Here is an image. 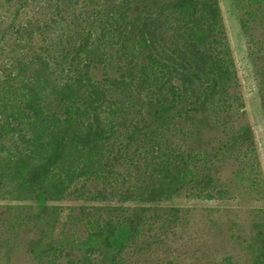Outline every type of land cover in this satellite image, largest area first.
Wrapping results in <instances>:
<instances>
[{"label":"trees","instance_id":"1","mask_svg":"<svg viewBox=\"0 0 264 264\" xmlns=\"http://www.w3.org/2000/svg\"><path fill=\"white\" fill-rule=\"evenodd\" d=\"M235 199L264 167L222 0H0L5 264H264V206L190 205Z\"/></svg>","mask_w":264,"mask_h":264},{"label":"rangeland","instance_id":"2","mask_svg":"<svg viewBox=\"0 0 264 264\" xmlns=\"http://www.w3.org/2000/svg\"><path fill=\"white\" fill-rule=\"evenodd\" d=\"M225 16L227 19L231 40L233 43L236 59L240 68L244 89L247 96L250 116L253 120L257 140L259 142L260 154L264 167V113L261 106L259 88L255 78V71L252 62L248 56V50L245 43V37L241 31L237 11L234 6V0H222ZM250 202V203H249ZM2 203H5L3 201ZM207 205V206H230L237 220L245 223L252 217L251 209L253 207H263L264 199H254L245 202L241 199L229 201H199L191 202L190 205ZM236 213V214H235ZM0 264H5L4 257L0 253ZM13 264H33L25 252L17 254V260Z\"/></svg>","mask_w":264,"mask_h":264}]
</instances>
